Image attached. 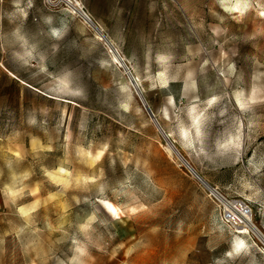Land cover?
Listing matches in <instances>:
<instances>
[{"label":"rangeland","instance_id":"374dc122","mask_svg":"<svg viewBox=\"0 0 264 264\" xmlns=\"http://www.w3.org/2000/svg\"><path fill=\"white\" fill-rule=\"evenodd\" d=\"M71 1L0 0V264H264V0Z\"/></svg>","mask_w":264,"mask_h":264},{"label":"built area","instance_id":"2783aa9c","mask_svg":"<svg viewBox=\"0 0 264 264\" xmlns=\"http://www.w3.org/2000/svg\"><path fill=\"white\" fill-rule=\"evenodd\" d=\"M213 202L216 205L223 225L238 236H247L251 246L260 250L259 245L254 240L252 231L258 230L253 222V211L249 202L244 199L230 198L213 188ZM264 249V246H263Z\"/></svg>","mask_w":264,"mask_h":264},{"label":"bare ground","instance_id":"6f19581e","mask_svg":"<svg viewBox=\"0 0 264 264\" xmlns=\"http://www.w3.org/2000/svg\"><path fill=\"white\" fill-rule=\"evenodd\" d=\"M65 2H67V6L69 7V9L72 11L73 14H75L76 16H79L80 18H82L84 21H87L88 23L92 24V20L89 17V15L84 11V9L82 8L81 4L78 3V1H74L75 3H73V1L71 0H65ZM111 48H109V51ZM195 121L198 119V117L194 118ZM207 190L209 191L210 194L214 195V190L212 189V187L210 186H206ZM103 204L105 206V208L107 209L108 213H110L113 216H118L119 214V210L116 206H114L112 203L107 202V201H103ZM115 210V211H113ZM258 229V228H257ZM253 236H255V238L262 244V246H264V236L263 234L260 232V230H253L252 231ZM241 238L239 236H237V240H240ZM261 252H264V249L262 247H259Z\"/></svg>","mask_w":264,"mask_h":264},{"label":"crops","instance_id":"0c3cea01","mask_svg":"<svg viewBox=\"0 0 264 264\" xmlns=\"http://www.w3.org/2000/svg\"><path fill=\"white\" fill-rule=\"evenodd\" d=\"M108 1L109 0H104V2H108ZM212 187L220 190L218 184H213ZM256 215L257 216H256V219H255V222H254L255 226L260 230V232L264 236V204L259 205V208L257 209ZM239 242H242L243 247L239 248V250L237 251V245H238ZM230 250L233 253L238 254L239 256L240 255L249 256V255L252 254V256L253 255H259V256L264 257V252L257 251L256 248H253L251 246L249 240H247V238L246 239H242L241 238L240 240L234 241V243L230 247Z\"/></svg>","mask_w":264,"mask_h":264},{"label":"water","instance_id":"95a60500","mask_svg":"<svg viewBox=\"0 0 264 264\" xmlns=\"http://www.w3.org/2000/svg\"><path fill=\"white\" fill-rule=\"evenodd\" d=\"M145 108H146V110H147L149 116L151 117V119H152L153 121H156L155 116H154V114L152 113L150 107H149L148 105H145ZM186 166L189 168V170L192 172V174H193L194 176H196V178H198V179L203 183V181L198 177V175L192 170V168H191L187 163H186Z\"/></svg>","mask_w":264,"mask_h":264},{"label":"snow or ice","instance_id":"6c2138e0","mask_svg":"<svg viewBox=\"0 0 264 264\" xmlns=\"http://www.w3.org/2000/svg\"><path fill=\"white\" fill-rule=\"evenodd\" d=\"M245 8H247V5H245ZM234 10L237 11V12H241V9L238 6ZM260 15L262 17H264V11L260 12ZM100 155H102V154H100ZM97 159H100V156L99 155L97 156ZM113 211H115V210H113ZM241 247H243V244H242V242H239L238 245H237V251Z\"/></svg>","mask_w":264,"mask_h":264},{"label":"clouds","instance_id":"9594fccd","mask_svg":"<svg viewBox=\"0 0 264 264\" xmlns=\"http://www.w3.org/2000/svg\"><path fill=\"white\" fill-rule=\"evenodd\" d=\"M53 34H54V35H59V33H58V32H55V31L53 32Z\"/></svg>","mask_w":264,"mask_h":264}]
</instances>
